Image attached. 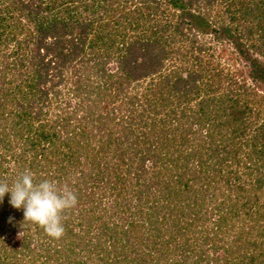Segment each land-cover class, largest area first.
Masks as SVG:
<instances>
[{
	"label": "trees",
	"instance_id": "1",
	"mask_svg": "<svg viewBox=\"0 0 264 264\" xmlns=\"http://www.w3.org/2000/svg\"><path fill=\"white\" fill-rule=\"evenodd\" d=\"M130 1L143 6L111 25L112 8L131 9L128 0H0V180L11 186L29 170L34 183L54 180L77 197L54 239L23 224L6 194L0 264H264V0H221L229 12L221 27L193 9L199 0H164L187 32L149 27L162 0ZM132 30L140 33L123 35L114 59L115 37ZM185 37L192 47L208 38L210 60L189 66L183 51L185 67L166 69ZM225 38L252 83L242 75L227 87L226 62L212 63L213 41ZM114 60L118 71L106 74ZM73 64L80 109L43 121V83L65 84ZM99 76L111 84H86ZM147 79L146 98L127 95L119 114L103 113L109 90L119 101L121 89ZM133 233L141 248H130Z\"/></svg>",
	"mask_w": 264,
	"mask_h": 264
},
{
	"label": "rangeland",
	"instance_id": "2",
	"mask_svg": "<svg viewBox=\"0 0 264 264\" xmlns=\"http://www.w3.org/2000/svg\"><path fill=\"white\" fill-rule=\"evenodd\" d=\"M206 3L207 2H203L200 0L196 1V2H194L193 9L196 11L203 10L206 13H208L209 15H211V19L214 22L215 26H217V27H221V24L224 21H228L229 12H227L228 6L225 3H222L221 0H214L211 3H208V5ZM134 5H136V8ZM123 6H124L123 4H121L119 6V8H120L119 12L115 10V7L112 8L113 10L111 13V17L109 18V20L111 21V25L117 23L118 20L122 19V16H121L122 10L125 13H135L136 11H138V9L140 7L143 6V4H138L137 1H134V2L130 1L129 2V0H128V6H130L131 9L128 7H125V6L123 8ZM54 7L58 8V5H55ZM152 8H154V7L152 6ZM128 11H130V12H128ZM151 11H152V9H151ZM87 14L88 13H84V15H87ZM152 16H154V19ZM129 18H130L129 19L130 21L135 22V16L133 17V15L129 14ZM150 18H151V21H150V23H148L149 27H151V25L153 26V24H156V25L164 24L165 25V24L171 23V24H174L175 26H178L180 32L184 29H187V30H185L187 32L189 27H190V26L184 25L185 20L180 18L179 12L172 10L170 6H166V2L164 0H162L160 2V8L158 9V12H153V14L150 15ZM155 27H157V26H155ZM151 30H153V29H151ZM75 33H79V31L75 30ZM134 33L135 34L140 33V31H134V30L128 31V32L125 31V32H123V34L120 37H118V38L115 37V41L117 42V45L114 47V50H113L114 54H112L114 59H115V56H117L115 53H116L118 47L120 48L122 46V44H120V43H121V40L123 39V35L127 36V38H128L126 42H130V41L135 40V38L132 37V34H134ZM26 34H27V31L25 32L24 35H22L20 37L23 38V36H24V38L26 39V37H25ZM140 36H142V35L140 34ZM179 37L181 40V36H177V39ZM74 38L75 37H72V39H74ZM207 39L208 38H206V40ZM206 40H204L202 43L198 42L194 47H192L193 37L183 38V41L178 42V44H177V47H178L176 49L177 54L174 55V57H176V59H173V60L167 59L165 61L166 69L170 68V69H176L177 70V67H180V69L181 68L183 69L185 67V65H183V61H184L183 56L187 52L189 53L188 56L190 58V62L187 63V65H189V66L194 65L195 62H193V60L196 56L199 57L200 59H203L204 61L210 60V59H207L208 58L207 57L208 52H207V50H205L207 47L203 46L206 44V42H207ZM213 42H215V45L213 44V48H212V46L210 48V54L212 55V59H211L212 63L216 64L218 61L224 60L226 62V64H228V65L224 64V68L226 69V73L230 75L229 78H231V80H229L228 83L226 82V86L232 87L233 89H237V86H238L237 84L239 83L238 81L242 80L241 79L242 75L245 76V80H247L248 83H252V81H250L252 79L249 77V72L247 69L248 63H247V65L244 64L245 63L244 58H242L243 60L237 59L238 56L236 54L233 55L232 51L234 49V46L229 43V40H227L225 38L222 42H221V40L220 41L216 40ZM225 44H227L226 47H225ZM223 48H227V49H225L227 51H225V50L223 51ZM193 49H195V50L193 51ZM201 50H203L205 52H203ZM183 51H184V54H183ZM29 65H30V63H27L26 68H28ZM26 68H24V71H26L25 70ZM77 68H78L77 64H73L70 66L69 70L64 71L65 76L70 79L65 84L58 83V77L55 79L54 83H52L53 81H49L50 77L48 78L49 80H47V83H43V87L45 88V90H49V93H50V96H49L48 100L46 101V103L44 104V107H43V113H46L47 117H44V116L40 117L41 119H44L43 121H47V119L48 120L56 119L58 117V115L60 117H63L64 115H67V113L74 112V111H76V109L78 111V109H80L79 105L82 102L79 100H76L74 98L75 96L73 94V89L77 85L74 83L75 79L72 78V75H71V73L73 74ZM116 71H118V69H117V64L114 60L113 62H111L107 65L106 74H110L112 72L114 73ZM246 71H247V73H246ZM85 82L87 85H90L94 88L99 87V85H102V87H108V85L111 84L109 82V79H107V76H105V79L101 78L100 76L99 77H92V78L86 80ZM150 82L151 81L149 79H147L144 82H138L139 84H135V82H134L133 84H130L129 88H127L125 86L121 90H123V91L128 90L127 94L125 96L123 95L119 99V101L115 100V96H117V93H115V90L113 89L114 90L113 93L109 90L108 93L110 95L109 96L106 95L107 101L103 100L101 105H100L103 113H108L109 110L114 109L115 112L117 114H119L121 112L120 111L121 108L124 109V107H125L123 100L124 101L128 100L127 95H129L130 98H134L137 100L139 98H141V99L146 98L147 92L150 91L148 88V86H150V84H151ZM228 84H229V86H228ZM114 88H117L116 85L114 86ZM38 99H39V96H38V98L35 99V101ZM149 99H153V97H151ZM32 100H33V98L29 99V101H32ZM152 102H154V101H152ZM32 103L36 104L34 101H32ZM41 103L43 106L42 101H41ZM159 103H161V100H159ZM33 104H31V105H33ZM40 107H41V105H40ZM74 108H76V109H74ZM63 130H65V129H63ZM119 169L120 168H117L115 170H119ZM91 181H94V183H96V185H98L100 183V181L97 179L96 180L94 179ZM99 195L102 196L101 194H99ZM104 196H105V194H104ZM107 198H108V196L102 200L103 204L108 202ZM126 215H128L132 218L136 217V216L134 217L131 212H129ZM140 239H141V236L139 235V233H133L130 236V240L132 241L130 248H134V247L141 248L140 246H138V247L136 246V245H138L137 242L140 241ZM136 260L138 263H141V264L142 263L143 264H149V262H150V260L141 261V260H138L137 258H136ZM134 264H137V263H134Z\"/></svg>",
	"mask_w": 264,
	"mask_h": 264
},
{
	"label": "clouds",
	"instance_id": "3",
	"mask_svg": "<svg viewBox=\"0 0 264 264\" xmlns=\"http://www.w3.org/2000/svg\"><path fill=\"white\" fill-rule=\"evenodd\" d=\"M6 194H10L12 207L23 210V224L38 225L54 239L64 234L63 213L77 204L75 193L66 184L60 187L56 181L47 179L34 183L29 170L19 174L11 186L0 180V203ZM19 236L22 237L23 232Z\"/></svg>",
	"mask_w": 264,
	"mask_h": 264
}]
</instances>
